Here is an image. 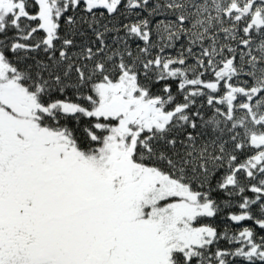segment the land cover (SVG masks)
Listing matches in <instances>:
<instances>
[{"label":"snow or ice","instance_id":"6c2138e0","mask_svg":"<svg viewBox=\"0 0 264 264\" xmlns=\"http://www.w3.org/2000/svg\"><path fill=\"white\" fill-rule=\"evenodd\" d=\"M0 264H264V0H0Z\"/></svg>","mask_w":264,"mask_h":264}]
</instances>
